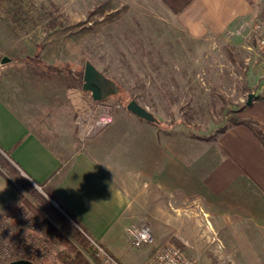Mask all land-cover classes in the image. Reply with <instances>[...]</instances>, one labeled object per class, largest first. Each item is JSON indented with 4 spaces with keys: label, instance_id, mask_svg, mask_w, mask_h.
<instances>
[{
    "label": "crops",
    "instance_id": "crops-1",
    "mask_svg": "<svg viewBox=\"0 0 264 264\" xmlns=\"http://www.w3.org/2000/svg\"><path fill=\"white\" fill-rule=\"evenodd\" d=\"M153 1L194 37L264 21V0ZM8 61L0 48V150L123 264L119 230L127 235L128 225L148 218L153 245L172 237L190 252L188 235L205 228V215L218 241L214 258L264 264V146L250 127L231 125L203 139L159 130L129 112L114 116L80 151L61 152L52 140L61 137L54 100L46 105L36 82L3 73ZM255 94L233 118H251L264 133V98ZM13 181L0 166V215L19 202Z\"/></svg>",
    "mask_w": 264,
    "mask_h": 264
},
{
    "label": "rangeland",
    "instance_id": "rangeland-1",
    "mask_svg": "<svg viewBox=\"0 0 264 264\" xmlns=\"http://www.w3.org/2000/svg\"><path fill=\"white\" fill-rule=\"evenodd\" d=\"M136 40L143 44L132 46ZM0 48L9 58L3 73L36 82L46 105L54 100L61 134L52 139L54 147L74 149L70 154L82 146L77 120L83 106L87 115L103 109L114 118L131 112L126 105L136 99L159 119V130L215 136L237 116L248 98L246 87L264 92V53L256 36L226 32L194 37L153 0H0ZM87 60L112 72L110 77L129 91L94 100L83 90V81L74 78L84 75ZM39 66L70 73L68 86L41 78L35 72ZM13 185L18 194L24 193L15 180ZM25 208L19 201L2 216L13 219ZM204 221V229L188 235L186 251L198 264H217L220 259L210 253L218 241L207 215ZM48 222L53 220L47 214L39 219L43 232ZM116 237L125 262L140 263L149 246L133 247L123 229ZM167 241L175 243L172 237ZM150 247L147 258L158 246ZM61 248L57 242L46 262L59 264Z\"/></svg>",
    "mask_w": 264,
    "mask_h": 264
},
{
    "label": "built area",
    "instance_id": "built-area-1",
    "mask_svg": "<svg viewBox=\"0 0 264 264\" xmlns=\"http://www.w3.org/2000/svg\"><path fill=\"white\" fill-rule=\"evenodd\" d=\"M248 29V30H247ZM264 21H258L253 25L242 26L231 31L233 35H245L258 37L259 49L264 53ZM1 73V65H0ZM83 106L79 111L80 139L82 143L96 135L103 127L113 121L112 112L100 110L87 115ZM126 233L133 247L141 248L154 243L152 225L148 218L128 225ZM92 244V251L100 264H123L116 256L107 250L100 242L88 236ZM57 241L43 232L39 226L38 217L27 208L17 212L13 219L0 215V264L17 259L44 260L46 259ZM90 258V257H89ZM93 264H96L90 258ZM141 264H198L185 250L171 241L158 245L151 256ZM217 264H228L221 260Z\"/></svg>",
    "mask_w": 264,
    "mask_h": 264
},
{
    "label": "trees",
    "instance_id": "trees-1",
    "mask_svg": "<svg viewBox=\"0 0 264 264\" xmlns=\"http://www.w3.org/2000/svg\"><path fill=\"white\" fill-rule=\"evenodd\" d=\"M256 36V35H253ZM258 39V37L256 36ZM134 44L130 42L132 46H137L143 44V41L136 40ZM126 56V55H124ZM91 61V60H90ZM94 63V62H93ZM95 64V63H94ZM98 69H100L106 76L111 78L114 82L115 79L110 77L113 74L107 69L99 67L95 64ZM35 71L48 79L60 80L64 86H68L71 79L70 73L61 72L58 70H44L42 66L36 67ZM77 70H74L76 73ZM79 83L83 81L82 74L74 77ZM117 86V92L121 93L122 91L128 92L121 86L118 82H115ZM247 92H253L254 89L251 87H246ZM260 98H264V92L258 95ZM132 100V99H131ZM247 104V99L243 102L241 106ZM127 107V105H126ZM245 124L252 129L256 134L259 140L264 146V133L259 127L258 123L251 118H230L228 124L221 126L218 129L219 132H224L231 125ZM198 138L211 139L214 136H204L199 135ZM11 154L9 152H2L0 150V166L15 180V182L22 188L24 193H21L19 196V201L21 205L25 206L28 210L34 213L39 219H43L44 215L47 214L51 217L53 222H48L46 225V232L51 238L55 239L61 246V250L57 253V258L59 264H93L90 258L94 260L96 264H100L97 258L94 256L92 251V244L88 236H91L84 227L79 224L75 217L68 213L59 203V201L53 196L50 190L45 185H41L43 192L40 191L35 184H33L28 178L22 175L20 169L12 162ZM52 200L58 203L56 206ZM176 245L184 249L185 247L179 242H176ZM90 257V258H89ZM38 264H56L48 263L47 260H35ZM3 264V263H1Z\"/></svg>",
    "mask_w": 264,
    "mask_h": 264
},
{
    "label": "water",
    "instance_id": "water-1",
    "mask_svg": "<svg viewBox=\"0 0 264 264\" xmlns=\"http://www.w3.org/2000/svg\"><path fill=\"white\" fill-rule=\"evenodd\" d=\"M82 88L84 91L90 92L92 98L96 101L105 100L107 97L117 92L116 83L111 78L106 76L100 69H98V67L90 60H87L85 63ZM255 97L256 94L254 92H250L248 94L247 104H252ZM127 109L147 121L153 123L159 122V119L156 117V115L140 104L136 99H132L128 102ZM52 202L57 205L54 201ZM3 264L38 263L30 259H17Z\"/></svg>",
    "mask_w": 264,
    "mask_h": 264
},
{
    "label": "flooded vegetation",
    "instance_id": "flooded-vegetation-1",
    "mask_svg": "<svg viewBox=\"0 0 264 264\" xmlns=\"http://www.w3.org/2000/svg\"><path fill=\"white\" fill-rule=\"evenodd\" d=\"M91 94V93H90Z\"/></svg>",
    "mask_w": 264,
    "mask_h": 264
}]
</instances>
